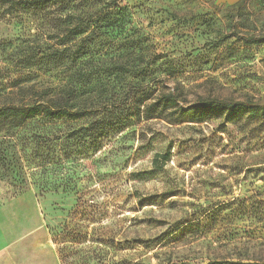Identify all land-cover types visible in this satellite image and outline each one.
<instances>
[{
  "label": "rangeland",
  "instance_id": "374dc122",
  "mask_svg": "<svg viewBox=\"0 0 264 264\" xmlns=\"http://www.w3.org/2000/svg\"><path fill=\"white\" fill-rule=\"evenodd\" d=\"M15 1L0 0V106L99 110L22 128L27 185L0 178L3 264L35 246L53 264H264V0ZM66 224L85 240L71 256Z\"/></svg>",
  "mask_w": 264,
  "mask_h": 264
},
{
  "label": "trees",
  "instance_id": "16d2710c",
  "mask_svg": "<svg viewBox=\"0 0 264 264\" xmlns=\"http://www.w3.org/2000/svg\"><path fill=\"white\" fill-rule=\"evenodd\" d=\"M76 0H36V5L39 7H44L52 3H60V4H71ZM13 4L15 5H22L24 8H28V0H17ZM19 8V6H18ZM17 10V9H16ZM230 37V36H228ZM254 41L260 42L259 38H253ZM81 76V75H80ZM81 79L76 80V84L80 85L81 90L86 88L88 75L83 73ZM76 90L78 88H75ZM177 96L174 94L168 93L165 96V105L169 107L175 106L177 104ZM248 104L244 103H237L234 105L235 112H241L242 109L245 111L248 110V107H241L239 106H247ZM92 106V105H91ZM83 106L76 107L71 105L70 100H67L63 104H56L51 102L46 103H38L36 105H28L23 104H5L0 106V178L6 179L13 186L20 187L21 189L27 185V177H26V169L24 164V156H22L23 152L28 149L26 146V139L22 136L21 130L22 128L27 125L31 121H36L38 118L48 119L50 121L55 120H80L84 119V117L90 116L91 114H95L98 112V108L94 106ZM251 108L252 106L249 105ZM200 108L203 109L205 112H217V113H224L227 109V104L225 102L221 103L217 100L208 99L203 100L200 104ZM106 113L102 114L103 116ZM147 118H150L147 115ZM127 119V118H126ZM131 119V118H130ZM128 117L129 121L130 120ZM199 119V118H197ZM123 119L115 120V122L110 123L109 125H117L121 126L123 124ZM22 136V138H21ZM73 232V231H72ZM70 231L69 225L66 224L62 227V233L64 239V246L67 245L70 251L73 249L72 245L74 243L83 244L85 243L84 238H76L71 237L73 240L68 239V235L72 233ZM77 234V232H76ZM71 245L68 246V244ZM57 244V242H56ZM72 246V247H71ZM60 247H57V251L60 253ZM72 251L70 253V256ZM213 264H262L257 262L251 261H244V262H235V261H217L213 262Z\"/></svg>",
  "mask_w": 264,
  "mask_h": 264
},
{
  "label": "crops",
  "instance_id": "0c3cea01",
  "mask_svg": "<svg viewBox=\"0 0 264 264\" xmlns=\"http://www.w3.org/2000/svg\"><path fill=\"white\" fill-rule=\"evenodd\" d=\"M27 255V263L26 264H53L52 259L49 261L47 257L49 256L47 253L43 252L42 248L39 249L35 246L33 249H29L26 251ZM52 258V255H50ZM10 262L14 264V258H10ZM4 263V258L0 256V264Z\"/></svg>",
  "mask_w": 264,
  "mask_h": 264
},
{
  "label": "water",
  "instance_id": "95a60500",
  "mask_svg": "<svg viewBox=\"0 0 264 264\" xmlns=\"http://www.w3.org/2000/svg\"><path fill=\"white\" fill-rule=\"evenodd\" d=\"M242 0H218V2H225L227 3L229 6H236V4L240 3ZM262 104L264 105V96H263V100H262Z\"/></svg>",
  "mask_w": 264,
  "mask_h": 264
}]
</instances>
